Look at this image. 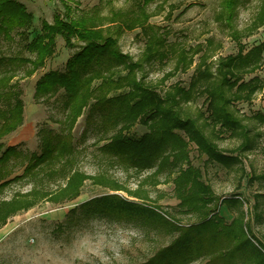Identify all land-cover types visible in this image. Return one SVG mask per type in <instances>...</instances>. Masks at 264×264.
Here are the masks:
<instances>
[{"label":"trees","instance_id":"obj_1","mask_svg":"<svg viewBox=\"0 0 264 264\" xmlns=\"http://www.w3.org/2000/svg\"><path fill=\"white\" fill-rule=\"evenodd\" d=\"M148 1L138 0L137 7H144ZM239 1H224L223 15L228 23L232 22ZM64 9L63 17L55 16L53 23L43 21L41 33L31 39L32 14L18 0H0V101L5 103L0 108V140L23 124L22 91L15 81L21 69H25L23 77H31L43 68L55 54L57 36L64 39L66 46L77 47L65 71H50L36 83V100L49 102L61 96L65 115L59 122V131L48 125L39 129L40 153L26 156L23 174L12 180L31 182L32 192L20 195L15 205L1 214L0 227L11 214L28 211L41 202L57 205L73 201L80 196L86 181L92 180L141 202L117 193L106 194L83 203L81 212L92 217L140 221L165 229L170 235L169 244L141 264H192L201 259L207 264H264V244L254 235L249 217L261 218L264 193L255 195L251 210L244 209L248 202L241 194L224 198L221 205L235 214L227 223L218 211L219 198L190 157L194 144L199 157L206 158L207 163L231 168L242 163L239 152L251 149L248 127L235 104L251 103L264 89L263 79L256 76L246 80L263 65L264 41L248 51L240 44L238 54L219 58L215 69L208 65L204 53L189 87L171 85L161 94L145 83L142 74L145 65L167 57L165 38L150 37L137 62L122 53L117 42L123 30L140 27L147 31L145 21L149 17L135 24L112 18L99 25L73 15L67 4ZM258 21L260 26L264 23V11ZM238 33L233 31L235 40L241 38ZM14 43L22 47L23 53L4 55V45ZM199 53L197 50L194 56ZM193 64L194 58L189 66L180 61L176 70L187 71ZM200 97H205L206 112L194 118L185 106ZM83 115L97 137L94 145L111 164L138 175L150 173L136 190H129L116 180L107 181L103 176L87 175L78 168L81 150L74 143L73 131ZM255 119L264 122V114H257ZM139 123L147 132L133 137L131 131ZM225 136L241 139L232 151L237 155H229L219 147L218 141ZM2 147L0 144V172L13 157L21 155L15 146L1 152ZM1 174L4 179L12 173ZM162 175L168 176L174 185V197L179 201L175 213L147 203L152 198L144 186L156 187ZM262 179L264 174L256 177ZM77 212L75 209L72 213ZM180 215L192 216L197 222L183 224Z\"/></svg>","mask_w":264,"mask_h":264},{"label":"rangeland","instance_id":"obj_2","mask_svg":"<svg viewBox=\"0 0 264 264\" xmlns=\"http://www.w3.org/2000/svg\"><path fill=\"white\" fill-rule=\"evenodd\" d=\"M33 16L34 25L30 38L41 33L42 22L53 23L57 15L66 13L65 4L72 7L73 15L90 19L93 24H106L109 19L121 18L135 24L137 20L145 21L147 31L140 27L123 30L118 35L119 50L129 55L135 62L139 61L146 50L147 41L156 35L165 38L167 57L157 59L144 66L145 83L155 87L161 94L171 85L180 84L189 87L196 64L204 53L207 63L215 69L217 60L230 55H237L240 44L248 51L264 41V23L258 21L264 11V0H240L228 23L223 15L225 0H149L141 8L138 0H18ZM239 31L241 38L234 39L233 31ZM252 33L250 36L248 33ZM197 50L200 53L194 56ZM77 51V47L66 46L61 36L56 37L55 54L46 60V64L31 77H23L21 69L15 79L22 91L24 102L23 124L0 140L1 152L9 146H15L21 153L3 167L1 172L10 171L4 178L0 172V216L15 205L20 195L32 192V183L12 181L22 175L26 156L40 153L39 129L48 125L59 131V122L64 119L63 98L49 102L35 98L37 81L50 71H65L67 61ZM2 53L7 56L23 53L16 43L4 45ZM182 54V58H181ZM24 55L28 56L27 52ZM194 64L187 71H177V64ZM180 66V67H183ZM185 67V66H184ZM264 80V62L255 74L246 76ZM0 101V108L4 107ZM236 110L243 117L248 127L251 149L239 152L242 163L224 168L207 163L206 158L198 155L196 146L191 145L192 165L203 173V179L210 184L219 198V214L230 223L235 214L227 206L221 205L224 198L241 194L248 202L244 209L251 210L255 195L264 193V179L256 177L264 174V122L255 119L257 114H264V89L259 91L251 103L238 102ZM205 97L185 106L192 117L206 112ZM147 128L137 124L131 131L133 137H140ZM74 143L81 150L78 168L90 176H103L107 181L116 180L129 190H136L141 181L149 176L146 172L138 175L133 170L111 164L99 153L94 145L97 137L92 133V126L86 121V115L79 118L74 131ZM184 136V133H181ZM219 147L229 155L241 144V139L225 136L218 141ZM102 145V143H101ZM9 182L6 184V182ZM150 205L164 211L175 213L179 201L174 197V185L171 179L162 175L156 187L147 184ZM119 194L129 200H141L129 197L126 192L111 191L87 180L79 197L73 201L52 204L41 202L28 211L11 214L6 223L0 227V264H141L148 260L159 248L166 246L171 237L165 229L146 226L140 221H119L106 217H92L80 211V206L96 197L106 194ZM77 209L76 214L72 213ZM261 218L251 219V226L256 238L264 244V206L260 209ZM183 224L196 223V218L180 215ZM192 264H207L205 259Z\"/></svg>","mask_w":264,"mask_h":264}]
</instances>
